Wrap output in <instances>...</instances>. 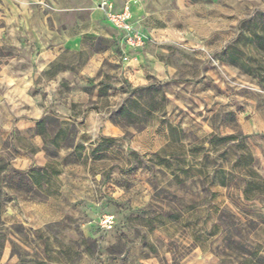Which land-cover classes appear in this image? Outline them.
<instances>
[{"label":"rangeland","instance_id":"1","mask_svg":"<svg viewBox=\"0 0 264 264\" xmlns=\"http://www.w3.org/2000/svg\"><path fill=\"white\" fill-rule=\"evenodd\" d=\"M97 2L0 0V264H264V0Z\"/></svg>","mask_w":264,"mask_h":264},{"label":"crops","instance_id":"2","mask_svg":"<svg viewBox=\"0 0 264 264\" xmlns=\"http://www.w3.org/2000/svg\"><path fill=\"white\" fill-rule=\"evenodd\" d=\"M56 3V11L59 13L58 18L62 19V25L66 27L65 30L61 32L62 37L60 36L59 38L68 40V44L71 46H80L79 39L81 38V35L85 33L87 29L90 30L92 28L91 26L95 22L94 19L100 17L98 9H94L98 4L97 0H56ZM81 15H83L85 20L84 23L88 24L87 26H83L84 24H82ZM56 20L58 24L60 21L58 19ZM133 20L134 17L132 14V22ZM25 23L26 33H28L33 41H36L32 44L34 50L39 48L43 49L45 46L44 40L48 37H55V35L52 34V31H50L45 25L42 16H30V20H26ZM57 27L58 26L56 25V28ZM139 79L144 82V78Z\"/></svg>","mask_w":264,"mask_h":264},{"label":"built area","instance_id":"3","mask_svg":"<svg viewBox=\"0 0 264 264\" xmlns=\"http://www.w3.org/2000/svg\"><path fill=\"white\" fill-rule=\"evenodd\" d=\"M106 16L108 22L123 34V39L129 47L138 48L143 45L141 35L132 28V13L128 2H126L118 12L108 11ZM99 225L103 229H111L113 220L109 216H103L99 220Z\"/></svg>","mask_w":264,"mask_h":264}]
</instances>
